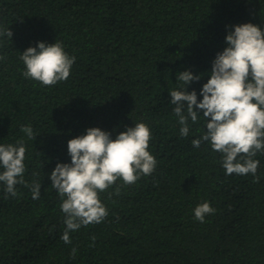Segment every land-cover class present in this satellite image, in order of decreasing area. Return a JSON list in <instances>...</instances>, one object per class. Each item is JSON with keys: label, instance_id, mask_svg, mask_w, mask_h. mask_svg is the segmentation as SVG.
Instances as JSON below:
<instances>
[{"label": "trees", "instance_id": "1", "mask_svg": "<svg viewBox=\"0 0 264 264\" xmlns=\"http://www.w3.org/2000/svg\"><path fill=\"white\" fill-rule=\"evenodd\" d=\"M243 23L264 29V0H0V26L13 33L0 38V145L23 138V179L41 185L38 199L20 184L5 198L0 183V264H264V152L253 157L258 182L226 175L221 153L191 143L206 131L202 112L181 137L169 95L189 70L199 102L227 32ZM37 42L75 57L66 81L23 76L20 56ZM137 123L150 129L155 170L100 192L107 217L65 244L49 175L71 162L68 141L93 127L115 139ZM204 202L215 212L201 223L193 210Z\"/></svg>", "mask_w": 264, "mask_h": 264}, {"label": "clouds", "instance_id": "2", "mask_svg": "<svg viewBox=\"0 0 264 264\" xmlns=\"http://www.w3.org/2000/svg\"><path fill=\"white\" fill-rule=\"evenodd\" d=\"M231 28L225 36L227 46L216 54L210 78L200 89L202 99L197 102L196 91H186L189 84L200 80V75L185 70L178 76L181 90L169 93L170 102L175 105L173 113L181 125V137L189 134V120L197 123L202 112L206 131L193 139L192 145L199 148L202 142L210 143L214 151L222 154L226 175L252 174L254 182H258L259 161L253 157L257 152H264V29L251 23ZM12 35L9 28L0 26V38L11 40ZM20 60L25 66L26 79L53 86L69 78L75 57L64 51L62 43L37 42L35 47L22 52ZM20 130L28 139L35 140L37 135L31 126ZM150 139L149 127L137 123L115 139L109 132L93 127L68 141L71 162L57 163L49 175L51 186L62 201L60 209L65 214L66 227L61 240L65 244L71 243V231L101 223L107 217L108 210L100 201V192L107 191L118 178L130 185L142 175L153 173L157 161L147 150ZM25 153L23 138L15 145H0V169H3L0 183L4 185L5 198L18 195V184L30 187L32 198H39L40 183L28 185L23 179ZM193 212L195 220L203 223L205 216L213 214L215 209L204 202ZM75 254L73 248L71 255L75 257Z\"/></svg>", "mask_w": 264, "mask_h": 264}]
</instances>
